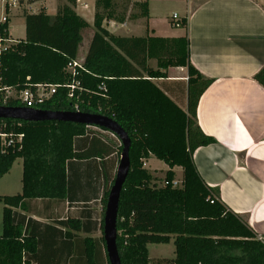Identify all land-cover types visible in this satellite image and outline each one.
<instances>
[{"label":"trees","instance_id":"obj_1","mask_svg":"<svg viewBox=\"0 0 264 264\" xmlns=\"http://www.w3.org/2000/svg\"><path fill=\"white\" fill-rule=\"evenodd\" d=\"M40 1L24 0L26 4ZM115 1H95L94 33L82 60L80 81L86 92L82 111L110 118L130 139V171L120 193L116 223L121 264H264V240L221 202L218 190L205 185L192 160L197 148L214 144V140L196 123L198 100L211 80L190 64L187 19L180 20L185 35L176 39L114 36L103 24L124 21L125 12L119 16ZM139 8L141 17H146V2ZM23 17L24 39L17 40L0 58L1 86L23 89L29 84L66 82L64 70L69 62L78 60L87 23L68 5L59 6L52 16L40 9ZM149 61L155 62V68ZM170 68L186 69V111L153 82L165 79ZM253 80L264 88V66ZM70 107L59 93L42 109L67 112ZM0 134L22 135L20 143L14 139L8 148L0 141V179L16 160L22 161L20 193L0 199L6 205L2 208L0 264H34L37 241L27 233L28 221L22 214L25 202L69 200V164L75 152L89 145L96 148L90 142L93 137L109 146L115 140L82 125L56 122L0 120ZM102 151L97 147L93 153L101 155ZM120 152L119 146L117 154ZM149 156L169 168L161 186L143 167ZM175 167L182 171L180 187H172ZM113 180L102 190L101 231ZM19 204L22 212L12 209ZM171 240L173 259H149L148 245H166ZM101 242L104 245L103 237ZM101 264H108L106 256Z\"/></svg>","mask_w":264,"mask_h":264},{"label":"crops","instance_id":"obj_2","mask_svg":"<svg viewBox=\"0 0 264 264\" xmlns=\"http://www.w3.org/2000/svg\"><path fill=\"white\" fill-rule=\"evenodd\" d=\"M21 1L26 14L44 9L52 16L58 0L33 4ZM70 1L74 13L92 27L96 0ZM143 2L147 6L146 17L140 15L139 5ZM37 4L40 7L36 12ZM168 5L177 8L170 9L171 15ZM115 7L119 16L125 12L124 21L105 22L103 28L119 37L180 38L185 30H173L171 16L187 19L190 64L211 80L198 100L196 123L204 135L214 140V144L193 152V163L205 185L218 190L221 202L243 217L258 239H264V88L253 80L264 66V0H117ZM20 13L24 15L22 6L12 18ZM121 31L127 35H119ZM148 65L155 68L154 61ZM153 82L186 111L185 68H170L165 79ZM101 142L107 148L101 155L94 154L97 147L90 145L75 152L69 164V200L26 201L25 212L20 211V204L12 207L26 215L27 233L37 241L34 264H89L94 260L104 263L102 190L115 176L117 148L113 143L109 146ZM153 159L149 156L143 162L148 173ZM179 169L171 170L176 181L178 176L182 180ZM167 170L166 166L162 172Z\"/></svg>","mask_w":264,"mask_h":264},{"label":"built area","instance_id":"obj_3","mask_svg":"<svg viewBox=\"0 0 264 264\" xmlns=\"http://www.w3.org/2000/svg\"><path fill=\"white\" fill-rule=\"evenodd\" d=\"M21 0H0V58L9 52L17 44V39L10 36L8 26L13 13L22 6ZM173 28H181V21L176 15H172ZM82 61L73 60L69 62L64 70L66 74V82L62 84L50 85L46 83L29 84L23 89L14 87H3L0 84V108H24L35 111H44L42 108L54 96L63 93L65 98L71 103V109L67 112L84 113L82 105L84 104L82 95L86 94L80 81ZM91 132L98 134L108 133L98 128L86 127ZM109 137L116 139L110 133ZM20 143L22 135L16 137L12 134H0L1 146L8 148L13 142ZM117 140V139H116ZM144 162V161H143ZM144 164V163H143ZM181 186V182L174 180L172 187ZM263 241L264 239H259Z\"/></svg>","mask_w":264,"mask_h":264},{"label":"water","instance_id":"obj_4","mask_svg":"<svg viewBox=\"0 0 264 264\" xmlns=\"http://www.w3.org/2000/svg\"><path fill=\"white\" fill-rule=\"evenodd\" d=\"M0 120H15L32 123H72L101 129L110 133L117 139L121 147V152L114 180L106 199L102 237L108 264H121L116 245V223L120 193L130 171V139L127 133L110 118L88 113L35 111L24 108H0Z\"/></svg>","mask_w":264,"mask_h":264},{"label":"rangeland","instance_id":"obj_5","mask_svg":"<svg viewBox=\"0 0 264 264\" xmlns=\"http://www.w3.org/2000/svg\"><path fill=\"white\" fill-rule=\"evenodd\" d=\"M47 2H51V0H47ZM22 3V2H21ZM69 3H73L70 0H58L56 2V10L59 6H63V5H68L69 7L71 6V4ZM22 13L24 12V14H26L27 11L24 10V3H22ZM50 5V4H49ZM40 7V4H37L36 6H34V10H36V12L38 11ZM127 8V6H126ZM124 8V9H126ZM166 8L167 11L169 12L168 15H171L172 12H170V9L172 11H174V9L177 10V8L172 7L170 5H168ZM52 10L55 9V2H52ZM51 9H49V11H52ZM172 17V16H171ZM170 17V18H171ZM23 15H21V13L19 14V16H16L14 18L11 19L10 23L8 24V32L10 34V36L14 39L17 40H23L24 36H25V28H24V19H23ZM171 19H168L167 22H170ZM173 28V27H172ZM173 30H176L173 29ZM94 33V28L93 27H88L86 29L83 30L82 32V42L79 46V51H78V60L82 61V59L85 57L86 53H87V43L89 42V39L91 37V35ZM119 35H127L125 33V31H121L119 32ZM104 137H107L109 139L112 140L111 137H109L108 133H104L103 135ZM115 141H113V144L115 146V148H117L120 146L119 142L114 139ZM95 147H98L100 149H104L106 148L105 145H103L102 143H100L96 138L93 137V139H91L90 141ZM107 149V148H106ZM119 154H117L116 152V159H117V164L119 161ZM147 169L150 171V175L156 180L157 185L161 186V181L164 177V173L162 172L166 169V165L157 160V159H153V162H151L150 164H148ZM180 170V169H179ZM21 173H22V168H21V161L20 160H16L10 171L8 172V175L3 177L2 179H0V199L3 197H7V198H13L16 193L20 192L21 189V183H20V179H21ZM115 174V172H114ZM177 181L181 182L180 177L178 176ZM180 187V184H179ZM6 206L4 205V203L0 200V235H1V231H2V226H1V218H2V208ZM174 247L172 242H170L169 244L163 245H148L147 246V251H148V257L151 260H156V259H173L174 257Z\"/></svg>","mask_w":264,"mask_h":264}]
</instances>
